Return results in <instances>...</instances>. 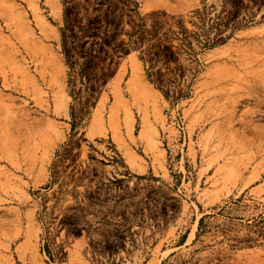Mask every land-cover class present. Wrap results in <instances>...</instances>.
<instances>
[{
    "label": "rangeland",
    "instance_id": "obj_1",
    "mask_svg": "<svg viewBox=\"0 0 264 264\" xmlns=\"http://www.w3.org/2000/svg\"><path fill=\"white\" fill-rule=\"evenodd\" d=\"M0 264H264V0H0Z\"/></svg>",
    "mask_w": 264,
    "mask_h": 264
}]
</instances>
